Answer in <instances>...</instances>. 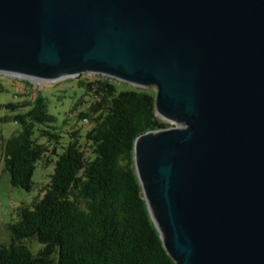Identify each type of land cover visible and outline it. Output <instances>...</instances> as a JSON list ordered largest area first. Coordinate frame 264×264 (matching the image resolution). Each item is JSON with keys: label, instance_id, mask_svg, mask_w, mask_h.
Here are the masks:
<instances>
[{"label": "water", "instance_id": "95a60500", "mask_svg": "<svg viewBox=\"0 0 264 264\" xmlns=\"http://www.w3.org/2000/svg\"><path fill=\"white\" fill-rule=\"evenodd\" d=\"M82 72L157 88L134 166L175 263L264 264V0H0V75Z\"/></svg>", "mask_w": 264, "mask_h": 264}, {"label": "trees", "instance_id": "16d2710c", "mask_svg": "<svg viewBox=\"0 0 264 264\" xmlns=\"http://www.w3.org/2000/svg\"><path fill=\"white\" fill-rule=\"evenodd\" d=\"M95 77L82 83L89 104L78 113L91 127L84 135L80 127L73 130L62 152L57 150L60 135L50 130L55 117L44 96L5 104L29 106L13 117L20 130L8 139L0 136L11 184L30 190L36 162L50 155L57 159L43 196L22 207L10 224V241L0 244V264H176L134 166L137 137L170 123L156 115L153 89ZM36 130L47 136L46 143L38 141Z\"/></svg>", "mask_w": 264, "mask_h": 264}, {"label": "rangeland", "instance_id": "374dc122", "mask_svg": "<svg viewBox=\"0 0 264 264\" xmlns=\"http://www.w3.org/2000/svg\"><path fill=\"white\" fill-rule=\"evenodd\" d=\"M99 76L93 72H82L75 76H62L55 81L29 80L14 75H0V136L8 139L16 131L20 130L21 125L13 119L19 113H24L29 109L26 107L8 108L7 103H20L24 100H32L37 95L45 97L48 112L54 115V128L50 130L60 135L57 144L58 152H62V146L71 139V132L80 127V133L84 135L85 131L91 127L90 121H83L78 118V113L84 110L89 104V99L85 94L83 82L89 79H95ZM104 76V75H102ZM117 80V79H115ZM119 81V80H117ZM120 83H126L119 81ZM129 84V83H126ZM133 87L132 84H129ZM119 89H123V84H118ZM148 88L157 93L155 86ZM161 121L168 120L161 118ZM173 121V120H172ZM179 128H183L182 122L173 121ZM169 123V122H168ZM42 125H37L41 127ZM44 127V126H43ZM39 131H35L40 143L48 141L47 136H39ZM82 140V138H80ZM84 139V138H83ZM52 148V144L49 145ZM49 159V160H48ZM36 162L35 170L32 175V188H24L11 184L10 176L5 169L3 141L0 140V244L8 243L11 239L10 224L19 219V213L22 207H32L33 202L40 199L48 184L51 182L56 164V155H50ZM147 189V188H146ZM144 192V191H143ZM145 194V193H144ZM33 249L38 245L30 241Z\"/></svg>", "mask_w": 264, "mask_h": 264}]
</instances>
